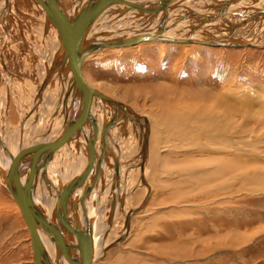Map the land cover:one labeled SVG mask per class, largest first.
<instances>
[{"label":"rangeland","instance_id":"1","mask_svg":"<svg viewBox=\"0 0 264 264\" xmlns=\"http://www.w3.org/2000/svg\"><path fill=\"white\" fill-rule=\"evenodd\" d=\"M58 1L61 2L66 17L78 2V0ZM226 1L169 0V3L176 8V12L184 11L188 23L200 20L198 25L194 26L199 28L202 26L203 30L199 32L201 34L206 32L208 38L215 37L217 33L219 36L229 37L231 35L229 32L234 30L232 35L234 37L250 38L255 33L264 41L263 20L247 17L250 12L262 10L260 8L264 7V0ZM0 3V16L4 14L0 17H3V20H0V131L5 132L10 138L11 133L18 134L22 128L25 133L35 128L32 117L34 113L31 111L34 107L33 100L42 90L47 76L53 72V66L56 67L61 61L62 47L56 27L47 22L43 0H0ZM202 5L208 9L211 7L209 10L212 12H208L210 15L200 9ZM125 7L127 6L121 4L119 9H110L111 11L108 9L103 18L102 14L97 15L94 18L95 23H92L95 25H91L94 29L90 27L91 33L96 30L97 24H99L96 27L98 31H94V36L97 37L101 31L113 28L111 23L108 24L109 27L102 24L106 16L115 17L114 24H118L120 28H130L131 30L119 28L114 32L126 36L134 34L131 31L135 28L132 27L137 26V23L155 19L154 16L145 14H140L141 16L136 18L132 16L133 9L124 13V9H128ZM225 7L236 8L232 13L234 16H227L231 20L225 19L226 16L222 13ZM253 17H260V14ZM246 18L249 19L246 24L232 27V24H240ZM127 19L132 22L128 23ZM177 19L173 18L176 26L181 21ZM240 19L241 21L238 22ZM178 33L184 34L183 31ZM155 43L146 42V45L124 50L113 49L105 53H97L88 57L82 67L86 80L94 88L120 101L124 108H127L130 121L134 123L133 126L125 124L124 129L121 128L117 136L103 147L99 137L102 122L108 119L113 110L116 109L118 112L123 110L120 106L113 107L98 102L97 105L92 103V106L86 109L87 111L94 108L91 119L85 111L87 115L84 117L85 123L91 129L92 140H95L93 144L97 146H94V149H98V154L101 156L103 148L106 150L109 148L114 153L116 151L124 162L126 173L130 174L132 179L130 182L135 184L134 189L131 188V192L129 191L127 195L128 203L125 204L124 210H117L116 221L109 233V239L111 238L109 241L112 242L105 244L102 242L104 235L97 236L98 251L94 264H264V177L258 179L259 183L257 179L251 182L252 177L250 179L246 177L251 171L254 175L259 172L264 173V144L261 143L262 140L264 142V122H262L264 120V48L251 45L202 48L196 44L182 45L165 41ZM47 96H43V103L41 102V107L36 106L39 107L36 111L44 114L47 112L45 109L41 110L44 108L42 106L46 105L47 108L49 104L51 97L47 103ZM57 103L59 102H56L55 107ZM228 108H235L234 110L241 112L236 113L233 120L232 117L228 120L233 121L230 127L225 120L223 121L225 115L223 113H226ZM182 109L183 112L194 110L200 120L218 116L226 126L229 138L231 137L234 143H238L229 148L227 153H222L225 147L202 148L201 144L205 146V138L200 145L182 144L176 137H172L174 120L167 118L171 112ZM100 110L101 112L98 113ZM102 113H105V116H102ZM243 113L247 115L254 113L257 118L247 116V119L246 115L244 118ZM59 114L60 110L57 109L55 117ZM55 117L53 120H56ZM166 118L167 120H164ZM25 120L30 121L25 123L26 126L23 125ZM155 120L157 123L164 122L162 130L153 123ZM241 122L245 124L239 127L237 123ZM192 123L193 120L190 125ZM144 128L149 129L146 142L143 140ZM233 128H237L235 132ZM157 130L159 134H156ZM161 131L166 133L161 134ZM211 131L213 133L207 132V134L220 133L219 130L216 132V128H212ZM18 137L19 135H15V138ZM144 145L147 155L143 154ZM249 145L251 147H248ZM244 147L250 152L246 154ZM209 150H213V154ZM237 150L242 151L239 153ZM73 152L75 159L80 157V153L76 150ZM0 154L4 155L1 152ZM28 154L30 157L27 156ZM59 154L61 155L62 152ZM31 158L29 151L26 153V159L29 160L25 159L24 165L28 166L26 173L28 171L29 174L34 175L36 171L34 168L37 166L34 164L30 167ZM107 158L108 164L104 163L105 167L113 170L111 159ZM55 159L54 165L60 167L63 163L62 159L61 163H56ZM114 159L117 165L116 158ZM225 159L230 160L231 164L238 162L239 159L242 160L239 165L246 173L242 172L245 181H239L241 180L237 176L239 171L230 178L215 174L221 167L219 163L222 165ZM56 166H53V169L56 170ZM23 181L24 172L18 182ZM123 185V188L128 189L125 182ZM78 190L79 188L69 201L68 212L71 218L76 209L80 213L81 208L77 207L75 201L79 194ZM83 192L82 189L81 193ZM15 202L4 176L0 174V264H34L30 232ZM103 213H101L102 217H104Z\"/></svg>","mask_w":264,"mask_h":264},{"label":"bare ground","instance_id":"2","mask_svg":"<svg viewBox=\"0 0 264 264\" xmlns=\"http://www.w3.org/2000/svg\"><path fill=\"white\" fill-rule=\"evenodd\" d=\"M43 1H44V6L46 8V10H44V11H46V14H47V22L52 23L53 26H55L54 23L52 22V18H51L53 15L52 14L48 15L47 7H49L50 9L55 11L56 14H54V13L53 14L56 17H59V19L67 22L68 21L67 19H69L71 21L72 17L79 14L82 10V7H83L82 5H84L85 3H87L90 0H84V1L78 0L77 4L74 7H72L71 10L68 12L67 17L64 14V10H63V7H62V4L60 1H58V0H43ZM203 3H205V2H203ZM121 4H124L125 6H127L125 8H128L126 10L124 9V13L128 12V11H132V9H133L134 13H132V16L134 15V16H136V18L140 17L141 16L140 14H145V15H149L151 17L154 16L155 19L152 18L150 20H145L142 23H137L138 24L137 26L132 27L133 29L134 28L137 29V30L134 29L133 31H131L134 34L131 33L132 35L126 36V35L114 33L121 26L119 27L118 24L117 25L114 24L113 18H115V17H107L106 16V20L103 21L104 23H102V24L108 26V24L111 23L110 25H113V28L101 31V34L99 35V37L94 36L95 35L94 31L96 32V30H97L96 27H97V25H99V24H97L95 26L96 30H94L93 33H91L92 32L91 29H94V27H91L92 23L95 21L94 18L97 15H101V14H102V18L105 17L104 14L106 12H108V9L109 10L114 9V8L119 9ZM154 4H156V5L154 6ZM207 6H208V4H207ZM263 8L264 7L260 8L262 10L250 12L251 15L249 14L247 17H249V19L261 18L263 20V24H264V9ZM175 9L176 8L173 5H170L169 0H158V1H156V0H114L113 2H110L108 5H106L105 10H103V11H101L95 15H92L90 17L85 16L84 20H83V31H82L80 38H79V42H80L79 53L82 55H81V59H80L81 61H80L79 66H78V73H77L79 79L82 82V85L84 84V89H79L78 84L73 83V79L76 76V73H75V70L73 69V67L69 63L70 58L67 54L69 50L66 49L63 37L59 33V31L57 30V37L60 40V44L62 47L61 48V52H62L61 58L62 59L56 67L53 66L54 70L50 75L47 76V79L44 78V79H46V81L42 87V90L40 91V93L38 95L35 96V99L33 100V106L34 107L31 108V111H32V113H34V115H32V117H33V121L35 122V128L32 125L33 126L32 128H34V129L32 131L27 130L26 133L23 131V128H22V130L20 129L21 131L18 134L15 133V135H17V136L19 135L18 138H15V135L13 134L14 135L13 136L12 133H11V136L9 138L8 137L9 135H5V132L0 131V152L4 153V155L0 154V174H2L4 176V178L6 180L7 188L9 190V192L11 193L12 197L16 200L15 203L17 205V208H18L20 214L22 215L24 221L26 222L25 224H27V228L29 229L31 240H32V245H33V237H32L33 235L31 233L32 231H31V228L29 227L30 226L29 222H28L27 217L25 216V214L23 212L22 207L17 202L16 196H15L16 194L14 193L15 185H16V187L18 186L17 187L18 188L17 193H20V196L22 198H24V196L27 195L26 188H28L32 191L31 194L33 196V208L35 209V213L38 217L37 219H38L40 225L42 227L47 228L59 240V246H57L54 242L49 240V238L46 235H44L43 232L40 231V234L38 232H35L36 236H37V243H36L35 247L33 246V250H34V252L36 251V253L39 255V258L37 256V258L35 259V255H34V264H71L63 257V255L61 253L62 249L64 252H66L69 255V257L73 260V262L75 264H84V262L87 258H88L87 264H94L95 260H97L96 255H97V251H98V249H97V247H98L97 236L100 234L104 235V239L102 238L103 243L108 242L110 244V242H112V241H109L111 239V238L109 239V233H110V230H111L113 224L116 221L117 210L118 211L124 210V207H126L125 204L128 203L126 200L128 198L127 195L131 192V188L134 189L133 186H135L134 183L132 184V182H130V180L132 181V179H130V174L126 173L125 166L123 164L124 162L121 161L122 159L116 154V151L114 153L109 148L107 150H106V148L105 149L103 148L102 156H101V154L100 155L98 154L99 153L97 151L98 149L97 150L94 149V146H96V145H94L93 142L95 140H92L91 129L85 123V120H84L86 112L88 114V117L90 116V119L93 117L92 116V110H94V108H90L89 110L86 111L88 106H90V107L92 106V103H94L96 105L98 102L107 103L113 107L120 106L123 110V112L122 111L118 112L116 109L113 110V112L111 114H109V117H107L108 119H106L105 121L102 122V129L99 131V137L102 140L103 147H105V143H108L110 140L114 139L117 136V134L120 132L119 130L121 128L125 127L124 126L125 124L126 125L127 124L132 125L134 123L130 121V117L128 116L129 115L128 110H127V108H124L123 104L120 101L114 100L113 98L109 97L108 94L94 88L86 80L82 67L85 64L86 59L88 57H90L91 55L97 54V53L98 54L105 53V52H108L109 50H113V49H121V50L123 49L124 50L125 48H130L133 46H139V45L145 44L146 42L158 43L160 41H165L166 43L171 42V43L182 44V45H184V44H190V45L196 44V45L201 46L202 48L206 47V46H209V47H211V46H217V47L218 46H233L234 47V46H250V45L264 48V41L262 40L263 38L260 39L259 34H255V33H254V35L250 36V38H248V37L238 38V37L232 36L234 34V30L230 29L231 31L229 32V34H231V35L229 37L219 36L218 33L217 34L214 33L215 37L213 36V37L208 38L206 36L207 33L205 31H203V32H205V34H201L199 32L200 30H203V29H201L202 26H201V28H199V26H194L195 24L198 25V22L200 21L199 19H197V20H199L198 22L194 23V20L193 21L191 20L193 23H188L187 18H185L186 16L184 15V11L182 10L181 12H179V11L176 12ZM193 9L195 10V8H193ZM200 9L203 10V12H206L208 15H210V13H208V12H212V11H210L211 9L209 10L207 7L205 8L204 5H202ZM235 9L236 8H232V7L226 9V7H225V9H223V11H222L223 15L226 16L225 19H230L227 17L229 15L234 16V14H232V13L235 12ZM196 11H195V13H196ZM261 11H263V12H261ZM8 12H10V11H8ZM242 12H243V10H242ZM244 12H245V10H244ZM252 13H254V15H252ZM258 14H260V17H253V16L258 15ZM3 15H1V16H3ZM118 15H120V14H118ZM129 15H131V13H129ZM149 16H147V17H149ZM175 17L178 18L177 20H181L180 24H177V26L174 24L175 21L173 20V18H175ZM2 18H0V20ZM203 19H205V17H203ZM249 19L246 18V19H243V21H241V19H240V20H238V22L241 21L240 24H238V23L232 24V27H235L236 25L238 27V25L246 24V21H248ZM188 20H190V19H188ZM195 21H196V19H195ZM124 22L126 24L127 21L125 20ZM129 22L131 23L132 21L128 20V23ZM176 22H178V21H176ZM201 23H203V22H201ZM94 25L95 24H93L92 26H94ZM204 26H206V25H204ZM45 27H46V25H45ZM90 27H91V29H90ZM227 27H229V26L227 25ZM263 28L264 27L262 26V29ZM120 29L129 30L130 28L128 29L126 27V28H120ZM77 30H78V27L73 26V32L75 35H77ZM122 30H120V31H122ZM180 31H183L184 34H181L182 32L178 33ZM207 31H208V29H207ZM110 32H112V33H110ZM128 32L130 33V31H128ZM47 34H48V31H47ZM89 35H91V36H89ZM260 36H261V34H260ZM52 44H54V43H52ZM148 45H150V44H148ZM151 45H153V44H151ZM90 90L92 91L91 93H90ZM87 93H90V94L87 95ZM43 96H47L46 97L47 103L51 97L49 104L47 105V108H46V105L42 106L44 108H42V109L40 108L42 111H43V109H45V112L47 110V112L45 113L46 115L44 114V112L41 113L40 111H38L39 107H36V106H40L41 102L43 103V100H42ZM219 98H221V97H219ZM218 101H220V100H217V102ZM56 102H59V103H57V105L55 107ZM219 105H221V103ZM225 106H226V104H225ZM194 108H196V107H194ZM36 109H38V110L36 111ZM57 109H58V111L60 110V114L58 117H55V111ZM100 109H102V108H100ZM229 109L230 108L227 109L228 111H226V113L225 112L223 113L226 115V116L224 115L223 121L225 120L228 127H230V123L233 122V121H228V120L231 117L233 120L235 118L234 116H236V113H238V114L241 113L238 110H234L235 108L230 109V110ZM31 111H30V113H31ZM114 111H115V113H114ZM183 111H184L183 109H182V111H179V110L173 111L167 117L168 119L170 118V119L174 120V121L171 120L174 124L172 125V129L170 128L172 137L173 138L176 137L177 140L180 141L182 144L186 143V144L200 145V143H202L201 141L205 138L204 139L205 146H204V144H201V145H203L202 148L206 147L208 149H218L217 147H219L220 149H222V147H225L224 149H222L223 150L222 153H224V152L227 153L229 151V148H231L233 145L238 143V142L234 143L233 142L234 140L230 139L231 137L229 138L228 131L225 128L226 126L220 121V118L218 116L217 117L215 116L216 118L214 116H213V118L208 117V119H206L207 118L206 117V118L200 120V118L198 116H196L198 114L194 113V110H192V112H190V110L187 112H183ZM38 112H40V113H38ZM100 112H101V110L98 113H100ZM191 115H194V116H191ZM245 115H246V117L250 116L249 118H252V117L257 118L254 115V113L248 114V115L244 114V118H245ZM102 116H105V113H102ZM183 116H184V118H183ZM54 117L56 118V120H53ZM86 117H87V115H86ZM104 118H106V117H104ZM167 118L164 120H167ZM244 118L242 120H244ZM95 119H97V118H95ZM98 119H99V116H98ZM247 119H248V117H247ZM192 120H193V123L190 125ZM258 120L260 121L259 118H258ZM27 121H29V120H25L23 125L26 126L25 123H27ZM30 121H31V119H30ZM248 121H251V120H248ZM95 122H97V121H95ZM95 122H93V123L95 124ZM244 122H243V124H245ZM262 122H264V120ZM143 123H145V122H143ZM153 123H156L158 127L160 126L159 129H161L162 125L164 124V122H161V123L158 122L160 124L159 125L156 122V120ZM40 124H41V126H40ZM237 124L240 127L242 122L237 123ZM23 125H22V127H25ZM68 125H69V129H68L69 131H67V133L69 132L70 135L66 136L67 139L65 141H62L55 149H53V152L51 153V156L48 158L45 165L41 166V159H39L36 163V164H38V165H36L37 168L36 167L34 168V170H36L34 172V175L31 173L29 174L28 171L26 173V167H28V166H26V164L24 165V160L26 159V153L31 151L32 157H34V156L38 157L39 154L42 153L45 149H47L51 145V143L61 134L62 129H64ZM143 126H144V124H143ZM212 128H216V132H217V130H219L220 133H218L217 135L208 133V134H210V135H208L207 132H212L211 131ZM144 129H145V133H147V134L144 133L143 140L146 142L148 135H149V129L148 130L146 128H144ZM177 129H178V131H177ZM180 129H183V130H180ZM200 129H201V131H200ZM233 129L235 132V130L237 128L236 129L233 128ZM163 132H165V131H161V134ZM231 132H229V133H231ZM234 132H232V133H234ZM198 133L199 134L206 133V134L201 135L202 136V138H201V136ZM232 133L230 134V136H232ZM156 134H159V130H157ZM93 138H94V136H93ZM236 138L239 139V137H236ZM236 138H234V139L236 141H238ZM262 141H261V143L264 144V142H262ZM148 142H149V140H148ZM170 142L171 141H169L168 143H170ZM98 144H99V141H98L97 145ZM173 145H175V144H173ZM109 147H110V145H109ZM248 147H251V145H249ZM72 148H74V149H72ZM240 149H242V147ZM243 149L244 150L246 149V151H245L246 154L250 152L247 150V147H244ZM75 150L78 153H80V157L76 158V159L74 158V152H73ZM210 151H212V154H213V150H209V152ZM237 151L239 152L242 150H237ZM60 152H62L61 155L59 154ZM143 154L147 155L145 145L143 148ZM29 155L30 154H28L27 156H29ZM214 155H218V154L214 153ZM236 155H238V154H236ZM105 156H106V158L110 157V159H111L110 162L112 164L113 170L112 169L111 170L106 169L104 163L107 162V164H108L109 158H107L108 160H106ZM55 157L59 161L58 160L56 161ZM104 158H105V160H104ZM114 158H116L117 165H115V161H114L115 159ZM54 159H55L56 163L60 162L62 159L63 163L60 162L61 163L60 167L54 165V163H53ZM145 160L146 159L144 158V155H143V161H145ZM213 160L215 162V159H213ZM216 161H218V160H216ZM229 161L230 160L225 159V161L223 162L222 165L219 163V165L221 167L218 171H216L215 174H221V177L224 176L225 178L226 177L230 178V176L233 177V175H236L237 172L239 171L238 172L239 174L237 176L241 178V180H239V181L242 182V180L245 179V176L242 174L243 169H241V166L239 165L242 163V160L239 159L238 162H233L232 164ZM216 164H217V162H216ZM53 166H56V170H55V168L53 169ZM217 166H218V164H217ZM30 167H32V166H30ZM207 169H209V168H207ZM29 171H31V170H29ZM184 171L188 172V170H184ZM193 171H194V169H193ZM193 171H191V172H193ZM202 171H204V170H202ZM22 172H24V181L18 182L19 179L22 177ZM112 172H113V174H111ZM205 172H204V174H205ZM243 173H245V172H243ZM261 173L262 172H259L257 175H254L251 171L248 174H246V173L245 174L247 175L246 177L249 179L252 177L251 182L256 181V179H257V182L259 183L258 179L264 177V173L263 174H261ZM18 176H19V178H16ZM185 176L187 177V175H185ZM190 176H193V175H190ZM255 176H256V178H255ZM15 178L17 179V181H14ZM218 179H221V178H218ZM203 180L204 179H202V181ZM192 181H194V179ZM243 181H245V180H243ZM124 182L127 184L126 186L128 189L123 188ZM205 183H208V182H205ZM226 183H225V185H228ZM228 183H231V182H228ZM80 185H82V186H80ZM206 186H207V184H206ZM78 188H79V190H78L79 194L76 196L75 201H76L77 207L81 208V209H80V213L76 209V211H74V213L72 215L73 217L71 218V216L68 212L69 201H70V198H72L71 196L76 192V190ZM82 189L84 190L83 193H81ZM182 189L186 190V188H182ZM201 189H202V187H201ZM66 190H68V192H67L66 197H65L66 199L63 202V200H60V199L62 198L61 196H62L63 192ZM213 191L215 192L216 190H213ZM85 195H87L86 198L84 197ZM26 206L28 208H30L28 203H26ZM79 206H81V207H79ZM60 211H61V215L59 216L58 214ZM103 212H105V214ZM101 213L104 214L103 215L104 217H102ZM64 222L68 226H70V230L66 229V227L63 225ZM38 228H39V226H38ZM239 237L240 236H238V238ZM61 247H62V249H61ZM87 251H88V254H87ZM33 254H35V253H33ZM87 255H89V256H87Z\"/></svg>","mask_w":264,"mask_h":264},{"label":"water","instance_id":"3","mask_svg":"<svg viewBox=\"0 0 264 264\" xmlns=\"http://www.w3.org/2000/svg\"><path fill=\"white\" fill-rule=\"evenodd\" d=\"M114 0H90L87 3H85L84 5H82V10L79 14L75 15L74 17H72L71 21L69 19H67L68 21L65 22L64 20L59 19V17H56L54 14L55 11L50 9L49 7H47V11H48V15L52 14L53 16L52 18V22L54 23L56 29L59 31V33L62 35L64 43H65V47L66 49H68V56L70 58L69 63L70 65L73 67V69L75 70L76 76L73 79V83H77L78 84V88L79 89H84V84L82 85L81 80L78 77V66L80 63V59H81V55L79 53V48H80V42H79V38L80 35L83 31V20L84 17H90L92 15H95L103 10H105L106 5H108L110 2H113ZM54 13V14H53ZM73 26H77L78 30H77V35L74 34L73 32ZM72 83V84H73ZM92 91L90 90V93ZM90 93H87V95H89ZM69 129V125L67 127H65L64 129H62L61 134L51 143V145L45 149L42 153L39 154V156H34L31 158V162H30V166H36V163L39 159H41V166L45 165V163L47 162L48 158L51 156V153L53 152V149H55L62 141H65L67 139L66 136L70 135V133L67 131ZM41 172V171H40ZM20 176V175H19ZM16 177V178H19ZM15 178L14 181H17V179ZM17 183V182H16ZM18 187V186H17ZM14 187V193L16 194V199L17 202L20 204V206L23 209V212L25 214V216L27 217V220L29 222V227L31 228V233H32V237H33V246L35 247L36 243H37V236L35 232H38L40 234V231L43 232L44 235H46L49 240H51L52 242H54L57 246H59V240L57 239V237L50 232L47 228L42 227L38 221V217L35 213V209L33 208V196H32V191L28 188H26V192L27 195L24 196V198H22L20 196V193H17L18 188ZM68 190L64 191L62 194V198L60 200H63V202L65 201V197L67 194ZM26 203H28L29 207L28 208L26 206ZM59 216L61 215V211L58 214ZM63 225L66 227V229L70 230V226H68L65 222L63 223ZM39 226V228H38ZM62 249V247H61ZM63 257L71 264H75L73 262V260L69 257V255L63 251V249L61 250ZM86 252V251H85ZM35 254V259L39 258V255L36 253V251L34 252ZM88 254V251H87ZM89 256V255H87ZM88 259V258H87ZM87 259L85 260L84 264H87Z\"/></svg>","mask_w":264,"mask_h":264},{"label":"crops","instance_id":"4","mask_svg":"<svg viewBox=\"0 0 264 264\" xmlns=\"http://www.w3.org/2000/svg\"><path fill=\"white\" fill-rule=\"evenodd\" d=\"M156 4H157V3H156ZM156 4H154V6H155Z\"/></svg>","mask_w":264,"mask_h":264}]
</instances>
